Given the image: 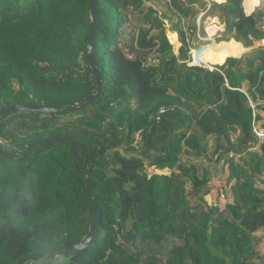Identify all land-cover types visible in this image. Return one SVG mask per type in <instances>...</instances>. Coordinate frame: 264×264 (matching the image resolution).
<instances>
[{
	"label": "trees",
	"instance_id": "1",
	"mask_svg": "<svg viewBox=\"0 0 264 264\" xmlns=\"http://www.w3.org/2000/svg\"><path fill=\"white\" fill-rule=\"evenodd\" d=\"M262 1L98 0L104 93L74 111L97 91L91 0H0V264H26L90 232L93 202L69 141L27 151L66 132L86 158L100 227L86 249L27 264H261ZM201 13L224 25L204 52L214 68L192 63ZM14 103L61 110L19 113ZM193 156L235 181L232 203H208L211 172L200 174Z\"/></svg>",
	"mask_w": 264,
	"mask_h": 264
},
{
	"label": "water",
	"instance_id": "2",
	"mask_svg": "<svg viewBox=\"0 0 264 264\" xmlns=\"http://www.w3.org/2000/svg\"><path fill=\"white\" fill-rule=\"evenodd\" d=\"M91 8H92V24L89 34V40H88V50H87V61L90 71L96 74V82H97V91L96 93L90 95L86 100L78 103H74L70 105L67 109L70 110H82L89 104L96 101L103 93H104V82H103V75L101 70L96 66L95 64V46H96V31L99 26V18H100V10L98 8V0H91ZM12 109L17 110L19 113H26V112H41V113H57L61 109H58L56 107L52 106H41V107H28L25 105H21L19 103H14L11 105ZM64 109V108H63ZM64 141H69L70 147L73 151V154L77 161L79 162L81 168L84 171V175L87 179V191L90 193L91 200L93 202V211H92V223H91V229L88 235L81 241L67 247L62 248L59 251L52 249V250H40L37 254L32 256L31 258H28L25 260V263H31L34 262L36 259L41 258L45 259L49 257L50 255L59 252L62 256L65 255L67 252L70 254H75L77 252H80L84 249H86L90 243L96 238V235L98 233V229L100 227V208H99V198L97 196V193L94 189V184L90 178V172L88 169V166L86 164V158L84 155H82L79 151V144L76 141V139L69 133H62V134H55L51 136L47 140L43 141H36L32 142L28 145L27 151H31L35 149L37 146L40 145H50L52 143H61ZM2 142L0 141V148H2ZM9 150L7 151V154H9Z\"/></svg>",
	"mask_w": 264,
	"mask_h": 264
},
{
	"label": "rangeland",
	"instance_id": "3",
	"mask_svg": "<svg viewBox=\"0 0 264 264\" xmlns=\"http://www.w3.org/2000/svg\"><path fill=\"white\" fill-rule=\"evenodd\" d=\"M263 2V1H262ZM260 3V0H256L255 2V7ZM155 4L157 6H159L161 8V3L159 1H155ZM264 4V3H263ZM164 7V6H163ZM204 14H198L197 16V24L199 25V28L202 30H204L205 35L203 34H197L199 41L195 40L197 43V48L195 49V54L196 52H198L200 54V57L198 58V62L201 61L202 59L205 60L204 57V52L209 49L211 46H213V44H215L216 42H221L218 41L221 35L218 38H215L214 40H208V36H207V32L206 29L209 25L210 22V17H206L204 20H202ZM168 31L175 33L173 30H170V27L168 28ZM203 42H207V43H203ZM175 47L177 48L178 44L177 42H174ZM202 49V50H201ZM194 50V49H193ZM201 50V51H200ZM192 53V51H191ZM194 60H192L193 63ZM200 63V62H199ZM204 63V62H202ZM205 66H208L207 63H204ZM263 116H264V112ZM255 129H257L260 132H264V120L259 121L256 123ZM262 136V135H261ZM263 137V136H262ZM208 156L210 158H212V150L209 152ZM248 158H245V160H247ZM198 166L199 168V172L200 174H202V171L204 170V168L206 166H208L209 171L211 172V181L209 182V186H210V191L209 193L206 195V200L208 201L209 204L212 205H219L221 208H224L226 204H230L232 203L233 200V191H232V187L235 184V181H232L230 183H228L227 179V173H222L220 175H216V165L215 163H209L207 161V159H202V158H198L196 156H193L192 159ZM241 161V160H240ZM243 161V160H242ZM150 172H154V173H167L169 174L171 171L169 169L160 171V170H155L154 168H150L149 169ZM262 178H264V174L260 175ZM260 185L263 186L260 182Z\"/></svg>",
	"mask_w": 264,
	"mask_h": 264
},
{
	"label": "built area",
	"instance_id": "4",
	"mask_svg": "<svg viewBox=\"0 0 264 264\" xmlns=\"http://www.w3.org/2000/svg\"><path fill=\"white\" fill-rule=\"evenodd\" d=\"M207 1H210V0H207ZM216 1H218V0H216ZM210 18L211 19H210L209 25H208V27L206 29V32H207L206 34L208 36V38H207L208 40H214L215 38H218L221 35V33L224 31V25L221 22L219 16H213V17H210ZM165 23H166V26L169 28L170 27V23L167 20H165ZM192 57H193V60H194L193 64H195V65H205L204 63H202V61H199L200 63L196 61L195 49L192 50ZM208 67L214 68L213 66H211L209 64H208ZM165 111H166V108L163 107L161 109V113H164ZM255 131L261 138L264 139V132H260L257 129H255Z\"/></svg>",
	"mask_w": 264,
	"mask_h": 264
},
{
	"label": "crops",
	"instance_id": "5",
	"mask_svg": "<svg viewBox=\"0 0 264 264\" xmlns=\"http://www.w3.org/2000/svg\"><path fill=\"white\" fill-rule=\"evenodd\" d=\"M222 1V0H218ZM262 3V0H260V3L255 7V9L260 6ZM244 6H245V1H244ZM254 9V10H255ZM253 239L255 241V249L256 251L260 254V256L263 257L262 260L256 261L257 263L264 264V232L263 231H257L253 234Z\"/></svg>",
	"mask_w": 264,
	"mask_h": 264
},
{
	"label": "bare ground",
	"instance_id": "6",
	"mask_svg": "<svg viewBox=\"0 0 264 264\" xmlns=\"http://www.w3.org/2000/svg\"><path fill=\"white\" fill-rule=\"evenodd\" d=\"M213 45H214V44H213ZM201 61L205 63V61H204L203 59H202Z\"/></svg>",
	"mask_w": 264,
	"mask_h": 264
}]
</instances>
